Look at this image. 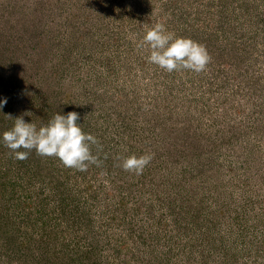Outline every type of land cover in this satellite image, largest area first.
I'll return each mask as SVG.
<instances>
[{
    "label": "rangeland",
    "instance_id": "374dc122",
    "mask_svg": "<svg viewBox=\"0 0 264 264\" xmlns=\"http://www.w3.org/2000/svg\"><path fill=\"white\" fill-rule=\"evenodd\" d=\"M157 23L206 70L149 63ZM5 98L0 264H264V0H0ZM73 111L99 141L86 172L3 143Z\"/></svg>",
    "mask_w": 264,
    "mask_h": 264
},
{
    "label": "clouds",
    "instance_id": "9594fccd",
    "mask_svg": "<svg viewBox=\"0 0 264 264\" xmlns=\"http://www.w3.org/2000/svg\"><path fill=\"white\" fill-rule=\"evenodd\" d=\"M138 47L150 49L149 63L169 73L179 70L201 73L212 60L204 45L189 38L175 37L161 23L146 32ZM6 103V98L0 100V110ZM79 119V114L74 111L66 115L57 113L47 125L37 130L35 124L26 123L20 116L14 119V127L3 133V143L18 160H26L35 150L42 157L58 158L67 168L86 172L91 164L99 166V159L91 150L93 145L99 147V141L82 130ZM153 158L149 153L131 155L123 159L121 167L126 172L142 175Z\"/></svg>",
    "mask_w": 264,
    "mask_h": 264
}]
</instances>
